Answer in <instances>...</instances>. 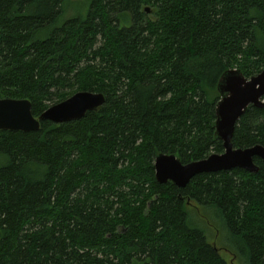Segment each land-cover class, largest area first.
Returning <instances> with one entry per match:
<instances>
[{"label":"trees","instance_id":"obj_1","mask_svg":"<svg viewBox=\"0 0 264 264\" xmlns=\"http://www.w3.org/2000/svg\"><path fill=\"white\" fill-rule=\"evenodd\" d=\"M263 67L264 0H0V98L37 117L80 90L105 96L78 120L0 130V264H233L189 225L193 204L264 264V162L183 188L153 166L221 153L217 82ZM232 143L264 145V106Z\"/></svg>","mask_w":264,"mask_h":264},{"label":"water","instance_id":"obj_2","mask_svg":"<svg viewBox=\"0 0 264 264\" xmlns=\"http://www.w3.org/2000/svg\"><path fill=\"white\" fill-rule=\"evenodd\" d=\"M149 11V8H146ZM219 99L216 102L214 136L222 142L221 153H211L205 158L182 163L174 153L156 154L153 161L154 176L158 183L171 182L183 188L201 173L241 168L257 172L254 162L258 157L264 162V145L234 147L232 136L240 116L248 105L264 106V67L256 75L244 77L239 70L230 69L217 82ZM105 102L101 92L80 90L69 97L49 105L39 116L31 111L26 98H0V130L37 131L44 120L63 123L81 119L87 111L97 110Z\"/></svg>","mask_w":264,"mask_h":264},{"label":"rangeland","instance_id":"obj_3","mask_svg":"<svg viewBox=\"0 0 264 264\" xmlns=\"http://www.w3.org/2000/svg\"><path fill=\"white\" fill-rule=\"evenodd\" d=\"M188 209L189 225L201 229L207 241L220 248L219 253L224 259L233 264H247L240 244L235 242L222 215L214 207L193 204Z\"/></svg>","mask_w":264,"mask_h":264}]
</instances>
